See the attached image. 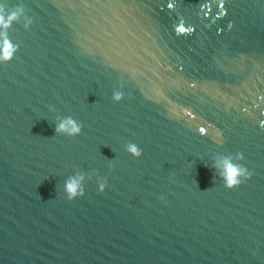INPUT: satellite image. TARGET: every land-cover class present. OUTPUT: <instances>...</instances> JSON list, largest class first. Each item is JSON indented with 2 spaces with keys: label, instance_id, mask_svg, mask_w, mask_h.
<instances>
[{
  "label": "water",
  "instance_id": "95a60500",
  "mask_svg": "<svg viewBox=\"0 0 264 264\" xmlns=\"http://www.w3.org/2000/svg\"><path fill=\"white\" fill-rule=\"evenodd\" d=\"M16 6L0 264H264V0H0ZM225 157L251 176L225 187Z\"/></svg>",
  "mask_w": 264,
  "mask_h": 264
},
{
  "label": "clouds",
  "instance_id": "9594fccd",
  "mask_svg": "<svg viewBox=\"0 0 264 264\" xmlns=\"http://www.w3.org/2000/svg\"><path fill=\"white\" fill-rule=\"evenodd\" d=\"M22 11V7L19 6L14 7L6 14L3 13V10H0V60L5 62L11 60L14 52L17 50V46L7 38V29L14 21L19 19ZM122 95L123 94L121 92L116 91L113 93V99L119 101ZM55 131L57 133H66L68 135L75 136L80 133L81 125L71 117H66L56 124ZM126 150L134 157H139L141 155V150L138 149L135 144L129 143ZM237 158L242 159L243 157L240 153H238ZM218 167L220 168L218 174L227 188H233L242 182L241 178L247 179L251 176V172H249L245 167L233 163L231 157H225L222 166ZM82 180L83 176L79 174L70 176L65 180L64 192L67 199L72 200L73 198L84 194V188L81 183ZM104 188V183L98 185V191H103Z\"/></svg>",
  "mask_w": 264,
  "mask_h": 264
}]
</instances>
